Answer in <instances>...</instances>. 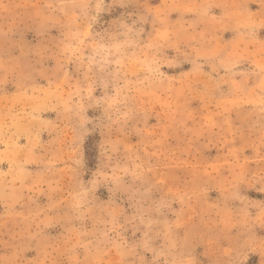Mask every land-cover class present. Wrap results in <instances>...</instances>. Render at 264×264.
<instances>
[{"label": "rangeland", "instance_id": "obj_1", "mask_svg": "<svg viewBox=\"0 0 264 264\" xmlns=\"http://www.w3.org/2000/svg\"><path fill=\"white\" fill-rule=\"evenodd\" d=\"M0 264H264V0H0Z\"/></svg>", "mask_w": 264, "mask_h": 264}]
</instances>
